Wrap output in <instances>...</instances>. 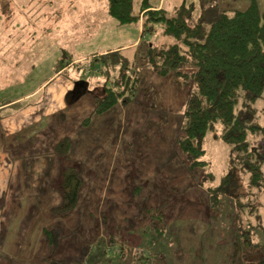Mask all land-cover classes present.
I'll return each mask as SVG.
<instances>
[{"label":"rangeland","instance_id":"obj_1","mask_svg":"<svg viewBox=\"0 0 264 264\" xmlns=\"http://www.w3.org/2000/svg\"><path fill=\"white\" fill-rule=\"evenodd\" d=\"M140 1L136 0V8ZM150 1L160 4L169 15L178 6L190 3L195 5L196 18L202 13V0ZM203 1L240 10L255 1L264 10V0ZM113 22L107 0H0V104L16 100L24 86H31L29 93L34 92L36 89L31 90L40 87L46 73L53 69L61 77L41 90L39 100L27 102L25 126L38 117L63 111L68 124L85 96L92 99L94 109L92 91L97 81L103 85L106 78L100 70L88 67L91 57L84 62H73L72 58L60 72L55 64L68 51L73 56L79 52L87 55L86 50L102 39ZM129 25L139 29L143 22L118 24ZM161 32L159 25L155 32H147L136 48L125 51L141 77L133 98L128 102L122 99L123 103L96 117L95 121L100 120L95 128L84 126V133H90L77 140L74 150L61 160L60 169L61 165L75 166L81 177L75 208L66 216L53 215V206L42 188L24 204L16 197L6 199L0 209V259L11 260V264H242L251 259L247 255L251 247L248 232L264 248V189L259 195L260 218L249 208L237 215L235 195L252 191L248 184L223 196L219 205L209 196L211 187L230 173L229 143L211 132L206 135L203 158L210 161L212 177L205 175L209 167L192 170L190 160L177 146L186 122L185 102L194 85L177 88L170 74H154L152 65L140 54L149 43L164 45L172 41ZM128 34L133 37L135 29ZM22 52L27 53L26 58ZM70 58L64 59V65ZM25 60L41 63L28 73L27 82L18 79L23 75L19 72L24 70ZM33 67L28 69L32 71ZM82 82L88 83L90 91L76 101L72 91ZM255 106L264 124V98H258ZM7 118L0 117V125ZM77 128L79 135L78 121ZM253 140L262 144L264 154V134ZM60 169L47 182L51 188L61 184ZM162 203L169 219L163 229L160 212L153 208ZM21 222L18 248H7L21 229ZM45 228L51 243L44 237ZM259 252H263L261 248Z\"/></svg>","mask_w":264,"mask_h":264},{"label":"trees","instance_id":"obj_2","mask_svg":"<svg viewBox=\"0 0 264 264\" xmlns=\"http://www.w3.org/2000/svg\"><path fill=\"white\" fill-rule=\"evenodd\" d=\"M202 0V13L195 17V5L182 4L173 15L165 9L154 8L150 0H108V13L118 24L135 23L143 19V32L152 33L161 25V31L172 41L164 45H149L140 54L152 65L154 74L169 75L176 81L177 88L184 84L194 85L185 102L186 122L177 140L179 150L190 160V168L209 167L205 154V137L211 132L230 145V173L222 177L219 185L211 187L212 202L219 205L221 198L229 192L242 190L243 186L253 189L235 195L237 215L247 211L260 218L259 195L264 189V154L262 144L253 139L264 134V124L258 118L255 101L264 98V10L251 2L246 9L222 8ZM56 62L60 72L72 61V55L65 53ZM71 57L66 65L65 58ZM88 67L100 70L106 81H97L92 91L95 106L91 114L82 121V126H91L95 118L104 111L133 98L141 80L135 64L122 50L92 56ZM114 77L111 74H114ZM164 80L168 82L166 77ZM183 89V88H182ZM88 83L82 82L72 94L74 100L86 94ZM123 103V102H122ZM72 147V141L65 137L55 146L59 161L63 160ZM58 181L60 204L52 208L53 215L66 216L78 203L81 177L75 166L61 165ZM205 175L212 177L213 172ZM243 179V180H242ZM56 179H52L55 181ZM160 212L164 228L168 217L165 203L153 206ZM247 255L250 261L242 264H264V248L253 241ZM44 237L52 242L49 230ZM260 248L262 253H260ZM241 249V248H240ZM0 264H8L0 260Z\"/></svg>","mask_w":264,"mask_h":264},{"label":"crops","instance_id":"obj_3","mask_svg":"<svg viewBox=\"0 0 264 264\" xmlns=\"http://www.w3.org/2000/svg\"><path fill=\"white\" fill-rule=\"evenodd\" d=\"M152 5L154 8H160V4L158 6ZM141 21L144 23L142 18ZM138 28L139 29L130 27V25L127 27H120L118 26V22L114 19L111 29L103 33L102 39H97L96 43L86 50L88 52L87 55L83 56L79 52L78 56H73V53L69 51L68 53L72 55L73 62H84L87 58L97 54L115 50H122L125 52L127 49L136 48L145 36L146 33L143 32V25L142 27L139 25ZM131 29H135L133 37L128 34V31ZM125 41H128V44ZM155 44L156 43H153V45ZM149 45H151V43H149ZM22 54L26 58L27 53L22 52ZM38 56L39 55H37V57ZM22 58L21 56V59ZM34 58L35 56L33 55V59ZM20 62H22V60ZM24 64V70L19 72L23 75H20L18 79L23 78L24 81L27 82L28 73H32L41 63L34 60H25ZM47 64L50 66L51 62ZM32 65H34V67L31 71L28 68ZM40 68H42V66ZM46 74L48 76L45 78L43 84L31 90L33 91L36 89L34 92L29 93L31 86H24L21 89V94L17 95L16 100L14 99L10 102L5 101L0 104V117L8 116L9 118H7L4 124L0 125V209L4 207L5 200L11 199L12 197L18 198L23 204L31 201L33 196H37V191L41 188L47 193L51 206H56L61 199V195L59 194L60 187L53 186L51 188L50 185H47V182H50L51 178L55 177L58 173L60 164H63V161H59L54 151L55 146L63 138L69 137L72 141V147L70 149V152H72V150H74L73 147L77 145L76 141L82 136H86L90 133H84L86 129L81 125L82 121L88 117L93 109V107H91L93 101L89 96H85L79 101V104L77 103L81 106L75 109L74 117L70 116L68 124L67 117L64 116L66 112L63 111L60 114L47 115L43 118L38 117L36 122L28 126L24 125L28 122V118L26 117L27 102L39 100L41 97V90H47L55 80L58 81L61 77L60 75L58 76L53 69L51 73ZM53 99H55V97H53ZM81 119L82 121L80 122ZM99 120L100 118L92 124V127H94L95 123H98ZM77 121L80 128L79 135H77ZM74 143L75 146L73 145ZM11 227L12 230H14L15 225L11 224ZM19 228L21 229L17 230L15 240L10 242L7 248H11L12 250L18 248V240L20 239L18 234L22 231L23 222L20 223ZM10 261L11 260L3 262L11 264ZM21 263H24V261Z\"/></svg>","mask_w":264,"mask_h":264}]
</instances>
